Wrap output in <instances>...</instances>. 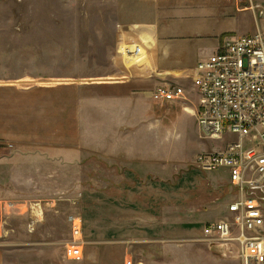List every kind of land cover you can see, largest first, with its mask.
Instances as JSON below:
<instances>
[{
	"label": "crops",
	"instance_id": "crops-1",
	"mask_svg": "<svg viewBox=\"0 0 264 264\" xmlns=\"http://www.w3.org/2000/svg\"><path fill=\"white\" fill-rule=\"evenodd\" d=\"M115 2L118 51L109 78L85 85L3 78L0 69V195L73 191L84 215L83 235L92 241L97 260L91 222L101 204L99 192L92 185L83 187L82 181L96 180L99 163L106 164V179L111 180L105 190L106 234L120 235L128 244L143 243L213 222L202 221L224 200L221 186L226 181L212 174L184 181L182 173L188 168L204 171L195 167L197 156L222 151L229 142L225 136L213 137L224 141L204 146L191 162L176 164L157 141L162 119L151 115V93L165 84L182 86L190 95L196 92L199 61L226 38L243 36L236 31L245 12L241 0ZM195 96L197 101L189 96V104L182 105L198 123ZM66 180L72 181L68 188L55 182ZM227 207L225 201L222 209ZM3 259L0 252V264Z\"/></svg>",
	"mask_w": 264,
	"mask_h": 264
},
{
	"label": "rangeland",
	"instance_id": "rangeland-1",
	"mask_svg": "<svg viewBox=\"0 0 264 264\" xmlns=\"http://www.w3.org/2000/svg\"><path fill=\"white\" fill-rule=\"evenodd\" d=\"M241 2L245 12L236 32L241 35L264 32V0ZM118 31L115 0H0L2 77L28 76L85 85L92 80L107 79L114 73ZM195 95L196 92L187 94L184 102L150 104L151 115L162 119L156 130L157 141L178 165L193 161L204 146L210 149L224 141L206 136L196 118L185 112L182 103L189 104V96L191 101ZM194 99L197 101V97ZM196 101L190 104L194 106ZM234 138L226 135L224 139L229 142ZM95 166L96 180L83 179L82 186L92 185L99 192L97 199L101 204L94 209L91 222L99 259L94 257L92 241L86 234L82 260L68 259L64 254L66 243L72 238L68 216L74 212L82 214L76 205L79 198L66 189L35 196L15 192L0 195V222L4 225L0 252L5 264H124L127 259L133 264H241L234 255L227 256L224 250L206 243L203 226L187 229V234L134 244L125 243L120 235L106 234L105 190L111 180L106 179L105 163ZM83 167L89 170V165ZM211 174L226 181L221 186L224 200L213 206L212 214H206L202 222L224 218L227 211L222 209L223 203L237 196L226 169L204 172L188 168L182 178L208 179ZM91 176L95 178L94 173ZM55 182L65 188L72 185L69 180ZM115 184L122 186L118 179ZM21 188L24 192V186ZM255 196L264 206V190L257 191Z\"/></svg>",
	"mask_w": 264,
	"mask_h": 264
},
{
	"label": "built area",
	"instance_id": "built-area-1",
	"mask_svg": "<svg viewBox=\"0 0 264 264\" xmlns=\"http://www.w3.org/2000/svg\"><path fill=\"white\" fill-rule=\"evenodd\" d=\"M197 71L194 85L202 133L235 137L224 150L201 153L195 160V167L204 171L226 169L237 195L224 218L203 226V240L241 264H264V206L255 196L264 190V32L226 38L215 53L199 61ZM151 98L159 104L178 103L186 101L187 94L182 86L165 84ZM68 221L72 238L65 255L82 260L83 218L74 212ZM3 231L0 222V236Z\"/></svg>",
	"mask_w": 264,
	"mask_h": 264
},
{
	"label": "bare ground",
	"instance_id": "bare-ground-1",
	"mask_svg": "<svg viewBox=\"0 0 264 264\" xmlns=\"http://www.w3.org/2000/svg\"><path fill=\"white\" fill-rule=\"evenodd\" d=\"M41 213V212H40Z\"/></svg>",
	"mask_w": 264,
	"mask_h": 264
}]
</instances>
